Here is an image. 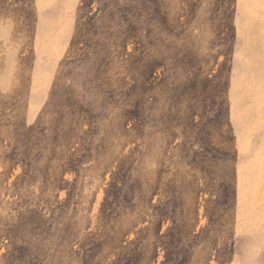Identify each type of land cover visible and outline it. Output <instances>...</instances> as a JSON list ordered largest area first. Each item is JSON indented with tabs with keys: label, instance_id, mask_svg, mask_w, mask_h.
Wrapping results in <instances>:
<instances>
[{
	"label": "rangeland",
	"instance_id": "rangeland-1",
	"mask_svg": "<svg viewBox=\"0 0 264 264\" xmlns=\"http://www.w3.org/2000/svg\"><path fill=\"white\" fill-rule=\"evenodd\" d=\"M0 57V264H264V0H0Z\"/></svg>",
	"mask_w": 264,
	"mask_h": 264
},
{
	"label": "bare ground",
	"instance_id": "bare-ground-1",
	"mask_svg": "<svg viewBox=\"0 0 264 264\" xmlns=\"http://www.w3.org/2000/svg\"><path fill=\"white\" fill-rule=\"evenodd\" d=\"M149 25H150V24H149ZM6 33H7V32H6ZM8 41H9V40H8ZM259 45H260V44H259ZM4 46H5V44H4ZM8 47H9V46H8ZM89 47H90V46H89ZM2 52H3V51H2ZM2 52H1V53H2ZM5 52H6V51H5ZM5 52H4V53H5ZM7 52H8V51H7ZM7 52H6V53H7ZM9 52H10V51H9ZM1 55H2V54H1ZM63 55H64V54H62V56H63ZM3 56H4V55H3ZM58 56H59V55H58ZM11 57H12V55H11ZM0 58H1V57H0ZM6 58H8V56H7ZM1 59H2V58H1ZM3 64H4V63H3ZM7 68H8V67H6V69H7ZM2 69H3V68H2ZM0 70H1V69H0ZM3 70H5V69H3ZM40 70H41V69H40ZM9 71H10V70H9ZM42 71H43V70H42ZM1 72H2V71H1ZM2 73H3V72H2ZM2 73H1V74H2ZM40 73H41V72H40ZM49 73H50V71H49ZM52 73H53V71H52ZM42 74H43V73H42ZM86 74H87V73H86ZM2 75H3V74H2ZM6 75H7V74H6ZM15 75H16V73H15ZM50 75H51V74H50ZM50 75H49V86H51V85L53 86V82H54L55 79L52 78V77H53L54 75H53L52 77H50ZM0 76H1V75H0ZM44 76H46V75H44ZM54 77H55V76H54ZM11 79H12V78H11ZM13 79L16 80V78H13ZM13 79H12V80H13ZM17 79H18V78H17ZM15 80H14V81H15ZM58 80H59V79H58ZM43 81H45V80H43ZM13 84H14V83H13ZM56 84H57V83H56ZM56 84H55V85H56ZM74 84H75V83H74ZM39 85H40V84H39ZM42 86H43V85H42ZM52 86H51V87H52ZM59 86H60V85H59ZM56 87H57V86H56ZM56 87H52V88H56ZM37 89H38V88H37ZM55 90H56V89H55ZM58 91H59V90H58ZM51 92H52V91H51ZM54 92H55V91H54ZM43 94H44V93H43ZM24 95H25V94H24ZM44 95H45V97H47V96H46V93H45ZM44 95H43V96H44ZM51 95H52V94H51ZM53 95H54V94H53ZM53 95H52V96H53ZM43 98H44V97H43ZM43 98H42V99H43ZM51 98H52V97H51L50 94H49V95H48V100H51ZM63 99H64V97H63ZM45 100H46V99H45ZM46 104H47V103H45L44 101H41V100L38 99L35 103L32 104L33 106H30V107H31V108H32V107H33V108H34V107H35V108L37 107L39 110H44V106H45ZM33 108H32V109H33ZM36 110H37V109H36ZM36 110H35V111H36ZM30 111H31V110H30ZM35 111H34V112H35ZM32 112H33V111H32ZM32 112H31V113H32ZM66 112H67V111H66ZM37 113H38V112H37ZM37 113H36V114H37ZM33 114H35V113H33ZM39 114H40V113H39ZM19 115H20V116H23L24 113H20V111H17V112H16V116H19ZM25 115H26V114H25ZM20 116H19L18 118H20ZM32 116H33V115H32ZM37 117H39V115H38V116L36 115V118H37ZM18 118H17V122H18ZM21 118H22V117H21ZM36 118H35L34 120H36ZM22 119H23V118H22ZM34 120H33V124H35V121H34ZM37 120H38V119H37ZM58 120H59V119H58ZM24 121H25V120H24ZM38 121H40V120H38ZM40 122H41V121H40ZM19 124H20V122H19ZM49 124H51V123H49ZM25 125H28V123L25 122ZM12 126H13V125H12ZM20 127H21V126H20ZM22 127H23V126H22ZM54 127H55V126H54ZM54 127H53V128H54ZM55 128H56V127H55ZM22 129H23V128H22ZM16 130H17V129H16ZM19 130H20V128H19ZM15 132H16V131H15ZM20 132H21V131H20ZM20 132H19V133H20ZM12 134H13V133H12ZM64 135H65V134H64ZM12 136H13V135H12ZM53 136H54V135H53ZM13 137H14V136H13ZM17 137H19V136H17ZM55 138H56V137H55ZM10 140H11V139H10ZM35 140H36V139H35ZM6 141H7V140H6ZM20 141H21V140H20ZM21 142H23V140H22ZM51 143H52V141H51ZM22 144H23V143H22ZM25 145H26V144H25ZM25 145H23V146H21V147H22V149H23L25 152H27L28 147H26ZM29 150H30V149H29ZM29 153H30V151H29Z\"/></svg>",
	"mask_w": 264,
	"mask_h": 264
}]
</instances>
